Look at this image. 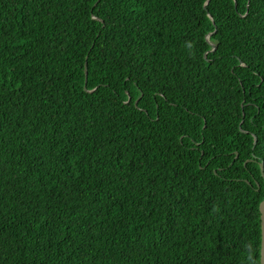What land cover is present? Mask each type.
<instances>
[{"label":"trees","instance_id":"obj_1","mask_svg":"<svg viewBox=\"0 0 264 264\" xmlns=\"http://www.w3.org/2000/svg\"><path fill=\"white\" fill-rule=\"evenodd\" d=\"M247 3L0 0V264H260Z\"/></svg>","mask_w":264,"mask_h":264},{"label":"snow or ice","instance_id":"obj_2","mask_svg":"<svg viewBox=\"0 0 264 264\" xmlns=\"http://www.w3.org/2000/svg\"><path fill=\"white\" fill-rule=\"evenodd\" d=\"M211 3H212V0H204V7L207 8V6L210 5ZM233 3L235 4L236 11L239 12L240 11V0H233ZM250 12H251V0H248L247 12L244 14L245 19L247 18V15L250 14ZM97 20H98V22H103V21H100L99 18H97ZM216 46H218V45H214V47H216ZM245 67H249V65H245ZM260 75H261L260 83L264 84V74H260ZM129 79H131V77H129ZM127 103H129V104L132 103L131 93H129ZM138 103H139V98L137 99V104ZM257 143H259V140H257Z\"/></svg>","mask_w":264,"mask_h":264},{"label":"water","instance_id":"obj_3","mask_svg":"<svg viewBox=\"0 0 264 264\" xmlns=\"http://www.w3.org/2000/svg\"><path fill=\"white\" fill-rule=\"evenodd\" d=\"M86 66V64H85ZM86 70L84 69V72ZM255 141V137H254ZM260 170L263 172V165L260 164ZM260 214V230H261V243H260V264H264V200L260 202L258 206Z\"/></svg>","mask_w":264,"mask_h":264}]
</instances>
